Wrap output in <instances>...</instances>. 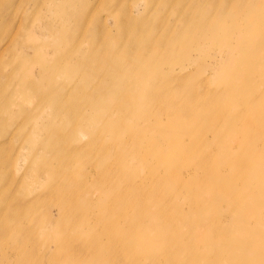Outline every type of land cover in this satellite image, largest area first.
<instances>
[{
    "label": "rangeland",
    "instance_id": "1",
    "mask_svg": "<svg viewBox=\"0 0 264 264\" xmlns=\"http://www.w3.org/2000/svg\"><path fill=\"white\" fill-rule=\"evenodd\" d=\"M158 1L82 0L80 9L92 20L78 29L70 21L77 7L71 0H0V128H20L16 137L0 138V143L11 145L0 152L8 162L0 171L10 173L0 177V264H153L137 242L125 245L118 232L131 222L132 239L140 237L141 229L154 237L152 218L163 230L164 241L175 240L166 253L157 254L159 264H167L169 257L175 258L173 264H233V259L264 264V111L256 105V93L247 88H257L259 98L264 92V52L253 68L243 63L246 51L259 48L261 36L244 26L246 9L240 0H216L212 10L208 0H183V6ZM258 1L264 8V0ZM122 8L134 9L135 32L153 34L158 28L157 35L169 45L184 18L200 25L210 15L213 21L206 22L217 24L187 56L174 57L182 62L175 66L177 72L185 66L182 75L168 68L154 71L160 74L158 91L165 88L166 97L148 102L144 113L149 122L134 117L143 108L144 82L134 91L126 87L114 99L109 97L112 90L104 89L110 107L133 104L129 117H122L120 110L102 113L89 103L103 86H118L104 83L107 75L88 53L96 26L103 28L107 22L115 39V20L128 18ZM62 26L80 31L78 39L61 35ZM145 34L137 33L133 40L142 43L150 36ZM115 53L124 55L122 50ZM40 71L53 73L56 88L67 91L59 107L28 88L43 82L50 88ZM128 73L138 76V71L121 75ZM154 74L146 77L153 79ZM198 82L203 87L195 88ZM195 91L202 96L198 106L185 97ZM165 100L173 102L172 113L164 112ZM71 107L75 109L67 115ZM185 107L193 116L189 120L180 119ZM93 113L98 116L92 118ZM11 116L17 122L13 126ZM155 116L159 120L151 123ZM169 121L174 128L168 127ZM107 123L116 127V143ZM123 123L129 127L120 129ZM51 129L59 149L52 166L39 173L38 164L50 160L51 152L35 154L21 140L26 134L39 140ZM252 136L254 141L249 140ZM123 153L129 154L126 161ZM132 173L130 188L121 177ZM114 251H126L129 258L122 262Z\"/></svg>",
    "mask_w": 264,
    "mask_h": 264
},
{
    "label": "bare ground",
    "instance_id": "2",
    "mask_svg": "<svg viewBox=\"0 0 264 264\" xmlns=\"http://www.w3.org/2000/svg\"><path fill=\"white\" fill-rule=\"evenodd\" d=\"M73 3L77 4V7L72 10L69 14V16L75 15L76 17L73 18V20H70L71 22H74V26L77 27L78 29L82 26L85 25V23L89 20L91 21L92 18H90L87 15V12L83 11L80 9V3L82 4V0H71ZM105 3H110V0H102ZM166 4L168 5H182L186 4L187 1L183 2V0H163ZM102 2V3H103ZM159 2L158 0H151V4ZM210 2V9H214V5L218 4L216 0H208ZM232 3H235L233 0ZM241 7L242 9H246L245 15L242 17V21H246L247 24L244 25L247 30L252 32L253 34H257L261 36V41L258 45V49L253 51V52H248L246 51L244 54V61L243 63L246 64V66L249 68L250 66L253 68L256 59L260 55V53L263 51L264 52V8L261 6V2L258 0H240ZM209 4V3H208ZM149 3H147V6ZM198 5V4H196ZM238 5V4H237ZM197 7V6H196ZM195 7V8H196ZM123 10H120V12H125L127 10L128 18H124L122 20H115L114 26L116 27V33L113 37L115 39H112L111 34L113 33V30L111 31L109 24L107 22H104L105 27L99 28L96 26L92 30V35L91 37L93 39H96L92 46V52H100L103 50V54L101 55H92V53L89 50L88 53V58L93 61L94 66L102 72H104L107 75V78L104 83L106 84H111V83H117L118 86L115 88V86H103V90H101L100 94L94 98V100H90L89 103L96 110L97 107H100L103 112H109V111H115V110H120L122 117H129L132 106L133 104H124L120 107L119 106H113L110 107L106 100L104 94L106 93L104 89L109 88L112 91L109 94L110 98H117L116 96L120 92H126V87L132 91L136 90L137 88L141 87L142 95L140 99L142 100L140 102V105H143L142 110L140 111V108L136 112H134V117L136 122H142L144 120L149 122V118L145 116L144 110L148 108L151 100H162L166 97L165 94V88L162 89L161 91H158L160 89L159 84L156 85V81L159 83V78L160 74H154V71L158 69H163V68H168L169 70H172L171 72L173 74H179L182 75L185 69L184 65H180L179 71L177 72L175 70V66H179V64H182V62H176L174 57L178 55H184L187 56L188 52H190V49L194 44H197L199 42V39L202 37H205L211 33H213L216 30L217 24L207 23L206 21H213V18L209 15L208 18H206V21L204 20L200 25L198 23H194L193 21L191 22L188 18H184L182 21V28L179 29V32L176 34V36L173 38L174 44L169 45L168 41L164 40L161 35L158 34V28L155 30H152L153 34H145V32L142 29H138L137 32L133 30V25L137 27V18H135L134 15V9L129 8H122ZM117 13H119V10H117ZM77 14V15H76ZM142 20H145V17L140 18ZM208 24H212L211 26ZM225 26V25H223ZM236 26L234 24L232 28ZM59 32L61 35H69L72 38V35L75 39H78L79 37V32L76 29L73 31H70V29H65L63 26L60 27ZM235 28V27H234ZM233 28V29H234ZM194 30H197L195 32ZM228 30V29H227ZM227 30H224L222 33H226ZM140 33V35H150L149 37H146L142 43H137L133 40V37L135 34ZM99 38H103V40H100ZM75 41V40H74ZM215 46L216 44L213 43ZM100 47V48H98ZM123 51L124 55H119L117 56V51ZM264 54V53H262ZM137 55V58H132V56ZM263 67V76H264V65ZM124 71H138V76L137 77H132L128 76L130 73H128L126 76L121 75V72ZM153 71V79H149L146 77V74L148 72ZM37 75V74H36ZM38 75L41 76V78L47 77V80L50 81V88L46 90L43 85L44 82L41 84L39 87L38 85H33L32 83L28 84V88L32 89V92H35L42 100L44 101H50L53 102V104H56L57 107H59V103L61 101H64V97L62 96L63 94H66L67 91H62L56 88V80L54 78L53 73H45L44 71L38 72ZM92 78V77H91ZM90 78V79H91ZM90 79H88L85 82H89ZM172 85H179L178 82H173V80L170 82ZM119 84H121L123 87H120ZM186 87H189L188 84H186ZM203 87V84L201 82H198V85L195 88ZM248 90H253L255 95V102L257 106H261L260 108L263 109L264 111V92H260V98L257 97V88L254 86H248ZM182 89V87H180ZM255 89V90H254ZM247 90V91H248ZM158 91V92H156ZM221 91L217 94H220ZM68 94V93H67ZM204 95V92L202 93ZM216 96V93L213 94ZM185 97L192 102L195 103L196 106H198L200 103V100H202V96L199 95V91H195L192 93H189L188 95L185 94ZM240 97L239 95H236V100ZM100 98V99H99ZM216 99V97H212ZM230 99L229 95H224L223 99L228 100ZM235 98V95L232 96V99ZM261 99V101H260ZM217 100V99H216ZM56 107V109H57ZM173 102L171 100H165L163 104V109L164 112H171L173 110ZM55 108V107H54ZM75 107H71L70 109L66 110V114L69 115L71 110H74ZM56 112V111H54ZM53 112V113H54ZM56 116H58V113H54ZM182 116L180 117L181 120H189L193 116H190L191 110L189 107H185L182 109ZM202 114V113H201ZM189 115V116H188ZM198 115V114H196ZM89 116L88 114L84 115L86 118ZM98 116L97 113L92 114V118ZM203 116V115H202ZM83 117V115H82ZM160 116H155L151 119V123L157 122L159 120ZM17 122L14 120L13 116H11L9 120V125L13 126V124H16ZM178 123V122H177ZM179 124H181L179 122ZM177 125V124H176ZM182 125V124H181ZM129 127L126 123L120 124L119 128L123 129ZM168 127L174 128L170 121L168 122ZM106 130H108L114 137V143H116V135H118V132L114 131L113 128H116L110 123H107L105 125ZM178 128L184 129L183 126H179ZM19 129L16 131L15 129H8L5 130L3 128H0V138H3L5 135H7L9 138L16 137V134L19 132ZM55 129H51L49 132H46L43 137H41L39 140H34L33 134L28 136L26 134L21 142H23L22 146L25 148H30L34 153H40V150L42 151H49L52 154V158L46 162H42V164H38L39 166L37 167L36 171L42 172L45 170V167L52 166V160H53V154H57L59 148H55V143H54V138H55ZM257 135V134H256ZM255 135V136H256ZM255 136H252L249 138L250 141H254L256 138ZM2 144V145H1ZM7 144V145H6ZM0 143V152L5 148V147H11L10 142L9 143ZM123 147L125 145L123 144ZM108 149V146L106 147ZM62 150V148H60ZM130 151H128L129 153ZM128 153H123L122 157L123 160L126 156H128ZM85 156H87L85 154ZM127 160V159H126ZM124 160V161H126ZM11 161V160H10ZM9 161V163H10ZM7 159L0 158V165H7ZM11 164V163H10ZM52 169V168H51ZM53 170V169H52ZM10 173L8 172H2L0 171V177H6ZM40 176V174L38 175ZM126 177H121L122 179L127 178L128 180V187H132L134 184V180L131 179L133 177V173L130 174H125ZM13 180V178H12ZM255 180V179H254ZM138 199L141 201L143 200V194L138 195ZM103 216L109 217L110 213H106ZM153 224L157 227V232L154 237H148L146 236L145 230L141 229V232L138 237H134L133 239L130 237V228H132V223L129 222L125 226H121L118 230L119 232V237L123 240L125 245L129 244L130 240H133L134 242H137L139 246L140 252H147L150 255V259L153 260V264H159V258L156 257L157 254L159 253H166V251L169 249V245L172 244V242H175L173 240L172 242L170 241H164L163 240V235L164 232L162 229H160L158 225V221L154 218H152ZM135 227V225H134ZM118 229V227H115ZM113 230L114 227H111ZM209 239V238H208ZM96 246H99L100 244L97 242L95 243ZM93 248L94 245H91ZM115 252V257L116 259L120 261H125L127 260L126 257L129 258L128 252L126 251H114ZM152 256V257H151ZM156 257V258H155ZM104 259L110 260L109 254H104L103 256ZM167 264H173L176 262L174 257H169V259L166 261ZM232 262L233 264H246V262L239 260V259H233ZM206 264V262L202 263Z\"/></svg>",
    "mask_w": 264,
    "mask_h": 264
}]
</instances>
